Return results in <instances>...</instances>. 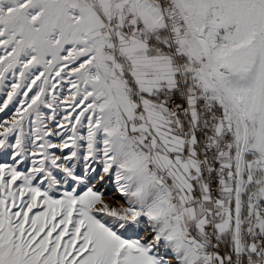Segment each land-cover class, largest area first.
<instances>
[{"label": "snow or ice", "instance_id": "snow-or-ice-1", "mask_svg": "<svg viewBox=\"0 0 264 264\" xmlns=\"http://www.w3.org/2000/svg\"><path fill=\"white\" fill-rule=\"evenodd\" d=\"M0 264H264V0H0Z\"/></svg>", "mask_w": 264, "mask_h": 264}]
</instances>
